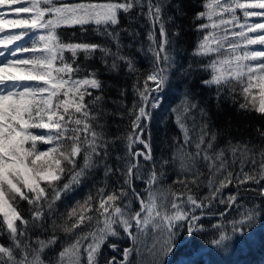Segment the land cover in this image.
Wrapping results in <instances>:
<instances>
[{
	"label": "snow or ice",
	"instance_id": "snow-or-ice-1",
	"mask_svg": "<svg viewBox=\"0 0 264 264\" xmlns=\"http://www.w3.org/2000/svg\"><path fill=\"white\" fill-rule=\"evenodd\" d=\"M166 3L0 0V264H144L145 250L149 264H169L185 229L189 237L228 253L233 237L243 235L264 214V146L259 160H249L253 147L230 142L229 164L225 151H216L209 114L194 95L186 94L171 108L182 139H173L168 158L154 154L153 109L161 106V94L171 87L175 63L173 33L166 27L173 18L165 11ZM203 8L195 17L202 38L193 54L214 58L201 63L209 73L201 84L214 87L217 101L223 95L238 103L239 110L264 118V0H207ZM122 14L142 15L150 25L151 68L143 74L134 56L123 51L132 45L121 44L120 32L127 31ZM251 17L259 19L250 22ZM62 26H78L79 35L72 33L77 42H66L58 34ZM92 33L103 39L88 40ZM128 35L135 41L138 33ZM256 45L261 47H251ZM65 52L71 54L67 59ZM81 53L85 58L98 55L110 71L126 69L125 74L135 77L137 99L130 108L122 105L119 113L129 119L126 131L106 135L100 123L105 85L96 71L81 66ZM119 94L125 97L127 89ZM256 131L264 139V128ZM177 164L181 175L173 183L181 188L165 191V172ZM201 168L207 170L208 188L202 197L190 187L204 182ZM137 180L145 185L143 193ZM81 185L95 191L61 212L58 202ZM229 185L235 191L225 195ZM215 205L224 207L217 211ZM217 215L221 222L206 227L202 217ZM149 231L153 243L145 249ZM121 232L129 246L121 251L108 245L121 258L101 259L108 237ZM45 233L47 238L41 239ZM217 233L218 238H211ZM53 246H59L57 256L45 258L44 250Z\"/></svg>",
	"mask_w": 264,
	"mask_h": 264
},
{
	"label": "trees",
	"instance_id": "trees-1",
	"mask_svg": "<svg viewBox=\"0 0 264 264\" xmlns=\"http://www.w3.org/2000/svg\"><path fill=\"white\" fill-rule=\"evenodd\" d=\"M75 0H67L72 2ZM104 2V0H99ZM207 0H167L165 11L168 16L173 18L166 24V27L173 33L172 36V50L171 54L174 58V67L170 70V89L161 94L164 96V100L161 106L157 109H153V119L150 125L152 143L154 154L157 159L168 158L171 155L172 148L170 145L174 138H181L182 133L179 127L175 123L174 114L171 113V108L176 107L180 100L186 95H194L205 107L209 114L211 122V131L216 134L217 139L214 141V147L216 151L223 149L225 151V157L229 164L232 163L231 150L229 143L231 144H248L249 147H253V152L249 153L248 159L255 157L259 160V148L264 146V139H262L257 133V128H264V118H261L256 112H244L238 109V103L234 104L231 99H225L222 95L219 101L215 98V89L205 87L201 84L203 78H208L209 73L201 69V63H208L214 57L197 56L193 53L196 50V46L201 40V33L196 30V24L200 23L196 20V14L200 11H204L203 4ZM136 12L137 10H133ZM239 11V10H237ZM239 14L242 15L241 11ZM173 22L175 27L173 28ZM206 22V21H205ZM122 25L127 31L120 32L121 44L127 46L132 45L131 48L125 47L123 51L127 54H132L136 60L137 67L140 69V73L143 74L150 70L151 61L150 54H147V48L149 45L148 31L150 28L146 17L142 15L122 14ZM135 30L138 35L136 40L133 41L132 37L128 35V32ZM178 31L179 35L174 33ZM58 34H62V38L67 42L71 38L72 42H77L75 37H72L73 32L78 33V26L66 27L62 26L57 29ZM87 39L92 42H100L103 37L92 33L87 36ZM143 49V51H141ZM69 52H65V58L70 57ZM78 62L82 67H87L89 71H96L98 78L105 85L103 95L104 101L101 105L102 116L100 123L103 125L104 131L107 136L111 137L114 134H120L127 130L129 119L125 115L123 118L119 113L124 111V106L131 107L137 97L132 89V85L135 82V77L125 74L126 69L110 71L99 59L98 55L91 58H85L81 53L78 56ZM121 88L127 89L125 97L121 98L119 90ZM259 89H254V92H258ZM95 94V92H94ZM90 97H86V100ZM122 101V103H121ZM200 118L197 116V122ZM189 128L192 126V121L188 122ZM141 147V146H137ZM123 145H121V150ZM237 168L235 169L238 171ZM200 167V165H198ZM201 171L205 172V177L201 179L203 183L198 182L199 187H192V194L197 196H204L208 194V188L206 186L207 170L201 168ZM102 178V171L99 173ZM181 175L179 172V165L169 166L165 172V177L162 179L161 187L163 190L178 191L181 186L173 183L177 176ZM189 179L191 176L189 174ZM137 190L144 192L145 185L142 181L137 180ZM255 187V186H253ZM95 191L91 186L81 185L75 192L71 193L69 197L63 198L61 202H58V207L61 212L67 209L75 200H83L89 191ZM235 189L232 185H229L224 189V194L234 192ZM170 196V193H169ZM245 203H248L245 201ZM251 207V204H248ZM132 207L138 210V202H134ZM223 205H215L217 211L222 209ZM233 216H236V211L232 212ZM238 218V217H237ZM206 227L211 226L213 223H220L221 218L217 216H204L202 217ZM51 222L49 221V226ZM231 225H229V230ZM255 234V235H253ZM64 238L63 233H57ZM219 233L214 237L218 238ZM251 237V241L247 239ZM41 239L47 238V233L41 235ZM35 236H33V240ZM179 247L173 252L170 257L172 264H264V214L261 215L258 222L250 229H248L243 235L237 234L233 237L232 251L225 253L219 251L216 246L205 243L199 237H189L186 229L180 234ZM109 244H115L119 250L122 251L124 247H128L130 241L124 238L123 233L118 237L109 236L105 244L102 246V257H111L116 255L120 257L119 252H114L109 248ZM196 248V252H192V249ZM45 258H55L59 251V246H53L52 249H45ZM169 259V260H170ZM184 260V261H182Z\"/></svg>",
	"mask_w": 264,
	"mask_h": 264
},
{
	"label": "rangeland",
	"instance_id": "rangeland-1",
	"mask_svg": "<svg viewBox=\"0 0 264 264\" xmlns=\"http://www.w3.org/2000/svg\"><path fill=\"white\" fill-rule=\"evenodd\" d=\"M72 2H75V1H72ZM242 2H244V0H242ZM70 3H71V2H70ZM237 10H239V9H237ZM239 11H241V10H239ZM239 11H237V15H240V14H239ZM257 19H259V18H257V17H251V18H249V21L252 22V21H255V20H257ZM6 31H19V29H16V30H6ZM249 35H253V34H252V33H249ZM26 39H27V38H26ZM251 47H254V48H260L261 46L256 45V46H251ZM41 147H46V146H41ZM169 197H170V196H169ZM152 243H153V236H152L151 232L149 231L148 235H146V236L144 237V245H145V249H146L147 247H150V246L152 245ZM169 259H170V258H169ZM149 260H150V257L148 256V254H147V252H146V250H145L144 264H149ZM182 261H184V260H182ZM169 264H172V263H171V259L169 260Z\"/></svg>",
	"mask_w": 264,
	"mask_h": 264
},
{
	"label": "water",
	"instance_id": "water-1",
	"mask_svg": "<svg viewBox=\"0 0 264 264\" xmlns=\"http://www.w3.org/2000/svg\"><path fill=\"white\" fill-rule=\"evenodd\" d=\"M180 243H182V241H180Z\"/></svg>",
	"mask_w": 264,
	"mask_h": 264
}]
</instances>
